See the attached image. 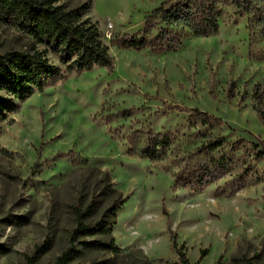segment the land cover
<instances>
[{
    "label": "rangeland",
    "instance_id": "1",
    "mask_svg": "<svg viewBox=\"0 0 264 264\" xmlns=\"http://www.w3.org/2000/svg\"><path fill=\"white\" fill-rule=\"evenodd\" d=\"M162 1L57 0L68 9L87 5L84 18L108 46L112 69L68 73L0 119V264H54L76 225L71 208L95 198L86 222H109L105 212L119 194L127 200L110 229L120 253L80 245L107 236L78 239L71 264H145L139 251L152 264H175L174 242L191 264H264V159H253L250 145L239 166L197 193L176 186L166 162L130 153L135 132H171L181 143L196 133L187 114L169 109L175 106L220 120L227 142L253 136L264 143L252 102L254 87L264 85V40L252 44L246 17L220 21L207 37L185 32L170 49L119 47L120 37L143 31ZM32 48L44 51L0 14V56ZM67 155L107 172L114 193H101L100 176ZM243 166L255 167L260 182L218 196Z\"/></svg>",
    "mask_w": 264,
    "mask_h": 264
},
{
    "label": "trees",
    "instance_id": "2",
    "mask_svg": "<svg viewBox=\"0 0 264 264\" xmlns=\"http://www.w3.org/2000/svg\"><path fill=\"white\" fill-rule=\"evenodd\" d=\"M57 0H0V14L8 18L13 26L44 51L30 49L24 53L0 56V119L5 114L16 112V103H23L35 92H41L47 83L63 79L68 73L89 71L94 67L112 69L109 48L97 31L96 25L85 19L87 5L65 8ZM232 16L247 18L252 44L264 40V0H163L146 20L142 32L120 37L122 49L141 50L145 47L157 50L170 49L188 32L193 36L207 37L215 34L219 22ZM57 57L63 69L49 64L46 53ZM264 85H256L252 92L253 109L258 120L264 124ZM188 115L187 125L196 133L178 142L177 134L171 132L132 133L129 136L130 153L151 162H166L174 169L176 186L195 193L208 184L221 180L241 162L239 152L245 153L248 145L253 148V159H264V143L258 137L253 142L243 140L227 142L222 135V122L196 109L169 107ZM205 138V139H204ZM191 139H200L194 148L185 147ZM187 142V143H186ZM247 145V146H246ZM181 146L183 148L181 149ZM73 164L81 163L91 173L100 176L97 186L101 193H114L107 172L89 166L88 161L78 155H67ZM49 161H47L48 163ZM248 166L249 162L247 161ZM40 168V167H39ZM255 167L243 166L238 173L224 184L218 196H232L237 191L260 182ZM127 198L120 194L105 212L110 221L86 222L92 215L95 198L81 208L73 206L76 225L69 236V247L56 259L54 264H71L73 245L78 239L96 236L109 237L106 243L81 241L84 248L97 247L114 254L120 249L115 245L110 226L115 224ZM183 246L173 243L171 250L177 258L175 264H191ZM145 264H152L139 251ZM206 252L200 253V259ZM197 264V263H195Z\"/></svg>",
    "mask_w": 264,
    "mask_h": 264
}]
</instances>
